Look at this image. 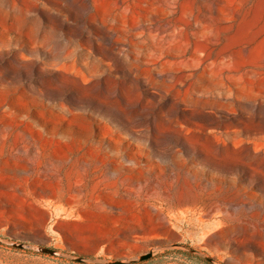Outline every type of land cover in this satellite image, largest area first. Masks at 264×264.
<instances>
[{
    "label": "rangeland",
    "instance_id": "obj_1",
    "mask_svg": "<svg viewBox=\"0 0 264 264\" xmlns=\"http://www.w3.org/2000/svg\"><path fill=\"white\" fill-rule=\"evenodd\" d=\"M0 237L264 264V0H0Z\"/></svg>",
    "mask_w": 264,
    "mask_h": 264
},
{
    "label": "water",
    "instance_id": "obj_2",
    "mask_svg": "<svg viewBox=\"0 0 264 264\" xmlns=\"http://www.w3.org/2000/svg\"><path fill=\"white\" fill-rule=\"evenodd\" d=\"M1 239L2 238L0 237V240ZM8 243L11 244L12 246H16V247H33L37 251L45 252V253H49V254H64L63 251L57 250L55 248H51V247H48V246H45V245H40V244L32 245V244H30L28 242H24V241L16 240V239H10V241ZM151 255H152V252L148 251L146 253L140 254L139 255V259L140 260L146 259V258H149ZM73 258L78 260V261L83 260V257L79 256V255L78 256H74ZM106 263L107 264H121V263H123V261L122 260H111V261H107Z\"/></svg>",
    "mask_w": 264,
    "mask_h": 264
},
{
    "label": "crops",
    "instance_id": "obj_3",
    "mask_svg": "<svg viewBox=\"0 0 264 264\" xmlns=\"http://www.w3.org/2000/svg\"><path fill=\"white\" fill-rule=\"evenodd\" d=\"M22 241V240H21ZM24 242H28V241H24ZM29 243V242H28ZM62 251V250H61Z\"/></svg>",
    "mask_w": 264,
    "mask_h": 264
}]
</instances>
